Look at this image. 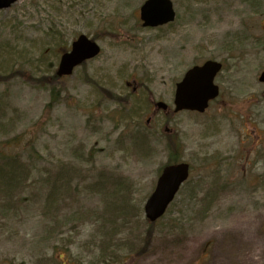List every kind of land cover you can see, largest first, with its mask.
I'll return each mask as SVG.
<instances>
[{"label":"rangeland","instance_id":"rangeland-1","mask_svg":"<svg viewBox=\"0 0 264 264\" xmlns=\"http://www.w3.org/2000/svg\"><path fill=\"white\" fill-rule=\"evenodd\" d=\"M145 1L0 11V264H264V0H172L176 21L155 29ZM81 35L101 54L58 79ZM209 60L219 99L175 114L177 84ZM175 154L191 178L151 223Z\"/></svg>","mask_w":264,"mask_h":264},{"label":"water","instance_id":"water-1","mask_svg":"<svg viewBox=\"0 0 264 264\" xmlns=\"http://www.w3.org/2000/svg\"><path fill=\"white\" fill-rule=\"evenodd\" d=\"M17 0H0V10L10 8ZM141 18L144 27H159L175 20L173 3L170 0H148L141 9ZM100 54V47L85 36H81L73 44L70 54L63 56L58 76L72 75L75 67ZM222 65L209 61L202 67H195L187 72L183 81L177 85L175 95V112L196 111L204 113L210 101L219 96V88L214 81L221 71ZM264 82V73L261 76ZM158 109L166 111L168 106L157 104ZM190 166L185 163L166 167L159 178L153 195L148 200L145 211L147 218L152 222L161 218L181 186L188 180Z\"/></svg>","mask_w":264,"mask_h":264},{"label":"bare ground","instance_id":"bare-ground-1","mask_svg":"<svg viewBox=\"0 0 264 264\" xmlns=\"http://www.w3.org/2000/svg\"><path fill=\"white\" fill-rule=\"evenodd\" d=\"M246 232L248 233V231H246ZM216 258H219L218 262L221 263V260H222L221 255L218 252H216L214 255V259H216ZM255 258H256L255 255H250L247 257V260L245 259L243 264H254L256 261ZM224 261L226 262L225 258H224ZM210 264H218V263H213V261H212Z\"/></svg>","mask_w":264,"mask_h":264},{"label":"trees","instance_id":"trees-1","mask_svg":"<svg viewBox=\"0 0 264 264\" xmlns=\"http://www.w3.org/2000/svg\"><path fill=\"white\" fill-rule=\"evenodd\" d=\"M178 160H179V156L177 154H175L174 157L171 158V160L169 161V163H176Z\"/></svg>","mask_w":264,"mask_h":264}]
</instances>
